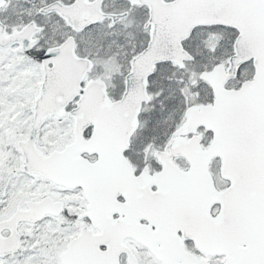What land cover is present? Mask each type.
Segmentation results:
<instances>
[{"label": "snow or ice", "instance_id": "6c2138e0", "mask_svg": "<svg viewBox=\"0 0 264 264\" xmlns=\"http://www.w3.org/2000/svg\"><path fill=\"white\" fill-rule=\"evenodd\" d=\"M0 264H264V0H0Z\"/></svg>", "mask_w": 264, "mask_h": 264}]
</instances>
